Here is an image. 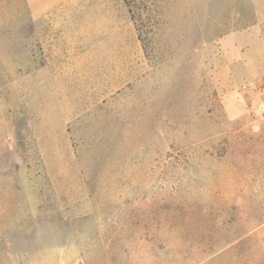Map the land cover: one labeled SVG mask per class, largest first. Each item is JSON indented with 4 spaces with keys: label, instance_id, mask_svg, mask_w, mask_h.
<instances>
[{
    "label": "rangeland",
    "instance_id": "rangeland-1",
    "mask_svg": "<svg viewBox=\"0 0 264 264\" xmlns=\"http://www.w3.org/2000/svg\"><path fill=\"white\" fill-rule=\"evenodd\" d=\"M86 5L0 0V264H264V0Z\"/></svg>",
    "mask_w": 264,
    "mask_h": 264
},
{
    "label": "crops",
    "instance_id": "crops-1",
    "mask_svg": "<svg viewBox=\"0 0 264 264\" xmlns=\"http://www.w3.org/2000/svg\"><path fill=\"white\" fill-rule=\"evenodd\" d=\"M104 1L105 0H43L39 3H35L33 0H28V4L31 9H37L35 12L38 15H41L57 8L77 9L86 4V6H90V3H92V7L90 9L95 8V10H91V12H89L88 18H90V21H102L107 14V12L103 11Z\"/></svg>",
    "mask_w": 264,
    "mask_h": 264
},
{
    "label": "trees",
    "instance_id": "trees-1",
    "mask_svg": "<svg viewBox=\"0 0 264 264\" xmlns=\"http://www.w3.org/2000/svg\"><path fill=\"white\" fill-rule=\"evenodd\" d=\"M124 2H125V5H126V7L128 9V13L130 15L131 21L134 22V14L132 12V6H131L130 2H127V3H126V1H124Z\"/></svg>",
    "mask_w": 264,
    "mask_h": 264
},
{
    "label": "built area",
    "instance_id": "built-area-1",
    "mask_svg": "<svg viewBox=\"0 0 264 264\" xmlns=\"http://www.w3.org/2000/svg\"><path fill=\"white\" fill-rule=\"evenodd\" d=\"M252 85L251 84H247L243 86V90H248Z\"/></svg>",
    "mask_w": 264,
    "mask_h": 264
}]
</instances>
